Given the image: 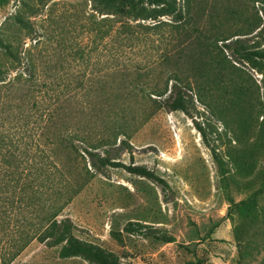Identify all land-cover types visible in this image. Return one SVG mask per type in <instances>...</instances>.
<instances>
[{
	"label": "rangeland",
	"instance_id": "obj_1",
	"mask_svg": "<svg viewBox=\"0 0 264 264\" xmlns=\"http://www.w3.org/2000/svg\"><path fill=\"white\" fill-rule=\"evenodd\" d=\"M176 2L185 20L161 15L173 26L139 30L112 58L94 21L124 16L128 0L109 9L94 0H0V39L14 55L0 47V122L15 144L23 139L24 156L41 155L34 171L51 174L43 199L61 208L57 219L120 264H264V62L247 57L264 48V0ZM138 72L129 86L124 79ZM176 76L202 88L198 98L183 86L194 95L188 111L168 105ZM168 78L166 95L150 94ZM90 132L113 139L102 156L108 149L144 165L169 186L93 161L83 152ZM59 251L36 237L8 264H95Z\"/></svg>",
	"mask_w": 264,
	"mask_h": 264
},
{
	"label": "trees",
	"instance_id": "obj_2",
	"mask_svg": "<svg viewBox=\"0 0 264 264\" xmlns=\"http://www.w3.org/2000/svg\"><path fill=\"white\" fill-rule=\"evenodd\" d=\"M94 1L95 4L101 3L102 6L109 9L111 6L119 5L123 0ZM176 1L128 0L129 7L124 10V16H116L114 14L113 17L109 15L98 21L95 19L94 24L96 26L92 29V32L96 34L99 41H104L106 52L112 58H118L119 54L122 53V51L119 53L120 46H129L139 30H155L161 33L162 28L165 26H173L171 22L159 18L161 15H171L175 21L185 20L186 14L177 6ZM107 13L112 14L111 12ZM141 19H154L156 24L149 26L141 22L135 24L131 22ZM19 21H22V18H19ZM0 47L5 49L9 55H13L10 43L0 39ZM250 56L264 62V48L247 50V57ZM164 57H167V55L164 54ZM141 76L142 74L138 72L135 77H130L128 80L124 79V81H128L129 86L136 87ZM175 79L178 81L172 85L171 89L174 95L172 91V95H170L171 98L172 96L174 97L171 102H168V105L173 106L174 109L188 111L187 97L194 98L193 94H195L198 98H201L202 88L195 82L193 84L192 82L180 83L182 78L179 76H176ZM75 81H77L76 87L78 89L82 87L83 79L77 78ZM87 81L94 82V79L88 78ZM169 82L170 79H166L162 88H158L157 85L149 86L150 94L166 95L169 91ZM184 85L187 87L186 89L193 92L192 95L187 94L186 89H183ZM65 86L58 92L57 97L59 99L66 94ZM126 87L128 86L126 85ZM142 90L144 89L142 88ZM233 92L235 91L233 90ZM195 125L210 147L211 144L206 129L197 120H195ZM6 129L3 127V123L0 122V264L11 262L36 237L48 244L60 246L59 254L62 258L80 256L95 264H120L118 257L114 253L73 235V224L70 219H57L61 208L55 202L47 204L43 199L44 195H48L44 186H46V182L52 181L51 174L43 172L44 170L40 171L42 173L34 171L35 168L40 166L41 160L39 158L41 155L39 157L37 154L24 156L22 151L24 148L23 139H20L15 144V140L12 139L11 134H8ZM60 134L62 137L61 132ZM83 139L88 144L83 149V152H86L93 161L97 159L105 166L122 167L129 172L153 179L165 187L169 186L163 177L144 165L126 164L118 159H112L108 156L110 152L108 149H105L107 155L102 156L98 152L99 147L111 144L110 141L113 139L109 141L102 136H96V134L93 136L92 132H90V137L86 136ZM61 140L59 141L61 142ZM124 143L128 146L130 145L127 142ZM16 145L20 148H16ZM67 146L74 154L80 153V149L77 146L73 144H68ZM212 150L215 159L219 162L220 159L215 147L212 146ZM94 165L96 164L94 163ZM42 188L44 189L42 190ZM167 241H172V239L169 238Z\"/></svg>",
	"mask_w": 264,
	"mask_h": 264
}]
</instances>
